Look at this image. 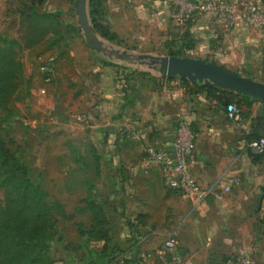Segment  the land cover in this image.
<instances>
[{"label": "rangeland", "instance_id": "rangeland-1", "mask_svg": "<svg viewBox=\"0 0 264 264\" xmlns=\"http://www.w3.org/2000/svg\"><path fill=\"white\" fill-rule=\"evenodd\" d=\"M114 1L118 10L112 13ZM73 3L74 0H0V45L16 44L15 60L22 70L15 79V94L0 109V139L26 168L29 179L48 195L46 201L53 216L45 228L53 239L45 242V258L52 264H83L87 249L100 251L104 242L87 237L96 218L88 209L89 203L97 205L102 213L109 248H117L132 234L141 236L140 226L161 224L163 230L170 231L182 214L193 217L201 238L208 218L194 214L179 192L175 201L180 213L174 221L168 220L172 206L163 203L161 194L167 195L170 189L164 185L160 168L146 156L148 146L141 139L142 130L132 125H121L119 129V124L114 130L117 136L109 145L108 125L97 128L99 136L93 138V82L98 81L93 76L99 75L102 67L114 80L127 82V86L152 76L166 79L91 51L77 29ZM100 4V28L94 33L105 44L133 55L164 54L155 34L127 11V0H100ZM41 10L44 11L40 13ZM35 17L43 20L38 22L36 32L40 31L42 37L50 36L36 53L32 51ZM33 54L48 56L34 60ZM250 108L239 111L236 106L237 120H229L243 124L234 126L233 138L241 142L242 151L252 156L248 147L254 140L252 121L259 113L252 117ZM130 115L139 120L135 112ZM122 117L115 113L113 123H120ZM259 158H263L260 161L264 169V157ZM5 205V193L0 188V207ZM168 236H161L163 243Z\"/></svg>", "mask_w": 264, "mask_h": 264}, {"label": "crops", "instance_id": "crops-1", "mask_svg": "<svg viewBox=\"0 0 264 264\" xmlns=\"http://www.w3.org/2000/svg\"><path fill=\"white\" fill-rule=\"evenodd\" d=\"M127 1V11L160 40L164 52L160 56L177 53L181 58L211 62L233 74L264 83V29L258 31L247 26L241 13L244 5L253 4L264 15V0H211L233 7L231 23L220 26L214 24L208 14H180L176 0ZM184 1L194 3L199 0ZM112 3L114 8L110 12H117L118 3ZM40 18L32 20L36 22L33 23L35 32L38 22L43 21ZM38 32L32 37L35 53L50 38L49 35L42 37ZM33 55L34 60L48 56ZM102 69L99 75L93 74V80L98 79L93 82V138L99 136L96 135L97 128L109 125L110 145L117 136L114 130L119 124V129H122L121 125H132L143 131L144 146L170 153L175 130L184 123L197 130L194 157L189 163L191 177L196 183L206 187L222 174L233 175L239 180V185L229 194L215 191L208 198L206 213L199 216L208 218L201 238L194 228L193 217L179 215L175 201L177 191L164 183L170 190L167 195L161 194V200L172 206L168 220L179 217L171 226V232L163 230L159 223L158 227L140 226L138 233L142 235L137 239H148L139 245L138 258L158 250L163 243L162 235L174 233L178 253L191 264H220L224 258L243 252L250 256L253 264H264V169L262 161L253 160L255 156L242 151L241 142L233 138L234 126L243 124L228 119L226 103H219L206 92L195 91L194 87H186L177 79L161 80L152 76L148 80H137L135 86H127L125 81L114 80L105 67ZM250 111L252 117L258 113L264 116V108L258 102L251 104ZM131 112H135L139 120L130 118ZM115 113L122 114L120 123H113ZM141 264L158 262L141 261Z\"/></svg>", "mask_w": 264, "mask_h": 264}, {"label": "trees", "instance_id": "trees-1", "mask_svg": "<svg viewBox=\"0 0 264 264\" xmlns=\"http://www.w3.org/2000/svg\"><path fill=\"white\" fill-rule=\"evenodd\" d=\"M100 7V0H89V16L94 32L100 28ZM15 47L13 42H3L0 45V109L15 94V79L22 72L21 64L15 60ZM167 56L181 58L173 52H169ZM181 83L186 87H194L195 91L206 92L210 98L219 103L224 102L226 106L236 105L239 111L243 107L250 108L251 103L256 102L213 87L187 81ZM252 123L253 139L264 137V116L259 114ZM255 158L263 160L256 156ZM0 188L6 199V205L0 207V264H52L44 255L45 242L53 239L52 233L46 229L53 216L51 206L46 201L48 195L29 179L26 168L9 153L1 139ZM88 209L95 213L96 218L90 236L87 237H93V241H103L104 246L98 252L87 249L83 264H120V258L123 259L122 264H141L138 258V236L132 234L123 245L109 248V239L104 231V219L99 207L89 203Z\"/></svg>", "mask_w": 264, "mask_h": 264}, {"label": "built area", "instance_id": "built-area-1", "mask_svg": "<svg viewBox=\"0 0 264 264\" xmlns=\"http://www.w3.org/2000/svg\"><path fill=\"white\" fill-rule=\"evenodd\" d=\"M179 5V13L190 15L193 13L208 14L212 17L216 25L231 23L233 7L222 2L213 3L211 0H199L188 3L184 0H176ZM243 22L254 30L264 29V15L256 5H244L242 10ZM237 109L234 105L227 106V117L235 119ZM195 135L191 128L184 123H180L175 130L171 152L166 153L153 146L145 149L148 160L160 168L165 184L179 192L187 202L190 210L199 216L206 213L207 200L215 192L219 191L223 195L231 192V189L239 185L237 177L229 174L218 176L214 182L206 187H201L191 177L189 163L193 160L195 145ZM249 149L255 156L264 157V137L253 140L249 143ZM148 238L138 239V245L147 241ZM142 262L156 261L158 264H191L182 258L178 253L175 234H169L162 246L150 253L141 254ZM122 264V258L119 259ZM220 264H253L250 256L243 252L235 257H226Z\"/></svg>", "mask_w": 264, "mask_h": 264}, {"label": "water", "instance_id": "water-1", "mask_svg": "<svg viewBox=\"0 0 264 264\" xmlns=\"http://www.w3.org/2000/svg\"><path fill=\"white\" fill-rule=\"evenodd\" d=\"M74 15L78 31L87 47L108 59L141 67L166 80L187 81L234 93L264 105V83L228 72L214 63L200 59L171 56L133 55L105 44L93 31L89 18V0H74ZM264 210V203H263Z\"/></svg>", "mask_w": 264, "mask_h": 264}]
</instances>
